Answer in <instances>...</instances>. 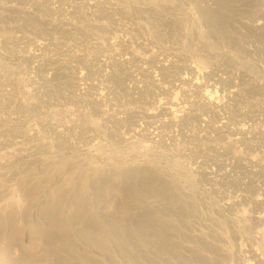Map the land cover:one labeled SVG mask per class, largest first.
I'll use <instances>...</instances> for the list:
<instances>
[{
	"label": "rangeland",
	"instance_id": "374dc122",
	"mask_svg": "<svg viewBox=\"0 0 264 264\" xmlns=\"http://www.w3.org/2000/svg\"><path fill=\"white\" fill-rule=\"evenodd\" d=\"M0 264H264V0H0Z\"/></svg>",
	"mask_w": 264,
	"mask_h": 264
},
{
	"label": "bare ground",
	"instance_id": "6f19581e",
	"mask_svg": "<svg viewBox=\"0 0 264 264\" xmlns=\"http://www.w3.org/2000/svg\"><path fill=\"white\" fill-rule=\"evenodd\" d=\"M259 29V28H258ZM257 30V29H256ZM262 30V29H261ZM261 30H257V31H261ZM260 33V32H259ZM262 34V33H261ZM78 62V61H77ZM162 68V67H161ZM160 68V69H161ZM87 88V87H86ZM93 89V88H92ZM93 90H95V89H93ZM131 91V90H130ZM138 91V90H137ZM162 114V113H161ZM164 115V114H163ZM156 116V115H155ZM155 116H153L154 118H155ZM149 117V116H148ZM152 117V116H151ZM157 117V116H156ZM152 119V118H151ZM150 121V120H149ZM152 121V120H151ZM151 124V123H150ZM149 127H150V125H149ZM158 127V126H157ZM163 127V126H162ZM151 128V127H150ZM223 129H224V127H222ZM154 129H155V127H154ZM151 130H153V128L151 129ZM157 130V129H156ZM140 132V131H139ZM146 132V131H145ZM151 131H149L148 133H150ZM153 132V134H155L156 132L155 131H152ZM151 132V133H152ZM155 132V133H154ZM221 132V131H220ZM224 132V131H223ZM223 132H222V134H223ZM143 133V132H142ZM235 133H237V132H235ZM234 132L232 133V134H235ZM157 134H158V132H157ZM226 134V133H225ZM152 135V134H151ZM228 135V134H227ZM229 136V135H228ZM229 140V139H228ZM225 153V152H224ZM228 153V152H227ZM226 155V154H225ZM227 159V158H226ZM228 160H229V158H228ZM234 163V161H231L230 163ZM221 178V177H220ZM222 179V178H221Z\"/></svg>",
	"mask_w": 264,
	"mask_h": 264
},
{
	"label": "built area",
	"instance_id": "2783aa9c",
	"mask_svg": "<svg viewBox=\"0 0 264 264\" xmlns=\"http://www.w3.org/2000/svg\"><path fill=\"white\" fill-rule=\"evenodd\" d=\"M207 7L210 8V7H211V4L209 3V4L207 5ZM212 41H213V39L210 40V42H212ZM210 42H209V43H210ZM166 66H167V65H166Z\"/></svg>",
	"mask_w": 264,
	"mask_h": 264
}]
</instances>
